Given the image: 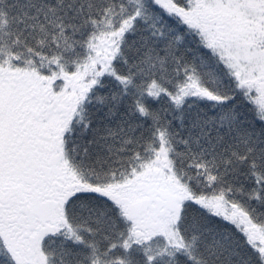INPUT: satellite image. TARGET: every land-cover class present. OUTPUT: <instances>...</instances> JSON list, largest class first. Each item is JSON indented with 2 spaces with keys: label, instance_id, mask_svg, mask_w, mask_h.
<instances>
[{
  "label": "snow or ice",
  "instance_id": "6c2138e0",
  "mask_svg": "<svg viewBox=\"0 0 264 264\" xmlns=\"http://www.w3.org/2000/svg\"><path fill=\"white\" fill-rule=\"evenodd\" d=\"M0 264H264V0H0Z\"/></svg>",
  "mask_w": 264,
  "mask_h": 264
}]
</instances>
